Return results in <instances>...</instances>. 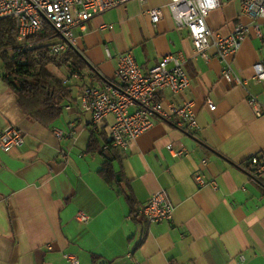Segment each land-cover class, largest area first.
Returning <instances> with one entry per match:
<instances>
[{"label": "crops", "instance_id": "0c3cea01", "mask_svg": "<svg viewBox=\"0 0 264 264\" xmlns=\"http://www.w3.org/2000/svg\"><path fill=\"white\" fill-rule=\"evenodd\" d=\"M219 1L206 20L213 33L227 35L249 22L240 0ZM168 2L131 0L73 29L72 53L84 68L54 67L62 69L56 77L70 94L48 127L18 107L0 57V131L12 124L24 134L23 146L0 151V264H72L68 254L78 264H264V185L244 170L250 158L264 159V113L256 116L247 103L250 94L264 104V81L252 70L264 64V33H251L229 59L246 82L230 85L213 50L208 60L194 56L188 31L174 25ZM158 7L164 17L153 25L147 12ZM126 52L143 73L167 55L186 57L188 88L158 99L164 107L192 102L196 129L185 132L156 118L125 150L104 148L112 118L92 131L80 94L88 86L117 85V55ZM169 146L187 154L175 157ZM107 163L110 182L100 176ZM196 172L217 188L199 187ZM160 190L174 206L173 218L148 224L139 209ZM77 212L89 217L86 224L74 219Z\"/></svg>", "mask_w": 264, "mask_h": 264}, {"label": "built area", "instance_id": "2783aa9c", "mask_svg": "<svg viewBox=\"0 0 264 264\" xmlns=\"http://www.w3.org/2000/svg\"><path fill=\"white\" fill-rule=\"evenodd\" d=\"M129 1L131 0H0V21H13L19 50L45 47L49 54L58 56L76 49L74 28L82 27L90 19ZM240 2L241 14L249 22H239L227 35L213 33L206 22L209 14L220 7L219 0H169L165 5L174 25L187 29L194 56L208 60L209 50H213L222 64L221 77L228 84L236 86H244L246 82L235 75L229 59L238 52L251 33L258 38L264 33V0ZM147 14L153 25L164 17L162 7L150 9ZM47 30L49 33L43 37L27 42L28 38ZM186 63L187 59L181 53L167 55L147 73H143L132 53L118 54L114 73L118 84L88 86L80 94V107L90 114L92 131H98L104 120L111 117L110 146L125 150L130 142L152 128L156 118L172 122L185 132L196 129L192 102L171 103L164 107L158 99L161 93L177 95L188 88L190 80L185 71ZM252 70L255 80L264 81V64L255 63ZM247 103L256 116L264 113V104L253 95H248ZM207 106L210 111L215 110L210 102H207ZM55 135L61 137L62 133L56 131ZM23 144L24 134L18 127L9 124L0 131V151L19 148ZM104 148H109V145ZM168 150L175 157L187 154L184 149L176 151L172 146ZM204 163L203 161L202 164ZM244 170L251 181L264 182V159L257 156L250 158ZM193 179L199 187L217 188L215 181H206L199 172L193 174ZM139 213L148 224L168 222L173 218L174 206L167 192L160 190L150 195L140 207ZM74 219L86 224L89 217L77 212ZM64 257L70 263L78 264L74 255ZM240 260L243 261L244 258L241 256Z\"/></svg>", "mask_w": 264, "mask_h": 264}, {"label": "trees", "instance_id": "16d2710c", "mask_svg": "<svg viewBox=\"0 0 264 264\" xmlns=\"http://www.w3.org/2000/svg\"><path fill=\"white\" fill-rule=\"evenodd\" d=\"M15 33L12 20L0 21V57L4 67L3 78L16 95L21 111L34 121L48 127L60 116L63 102L70 94L64 81L52 75L48 71V66L60 68L63 65H69L68 68L73 67L74 71L80 72L84 68V62L78 54L72 52L53 56L45 47L21 51L17 48ZM46 33L49 31L28 38L27 42L37 40ZM108 145L113 148L110 143ZM100 176L106 182L113 180L109 163L104 166ZM261 184L264 185V182ZM127 200L132 207L131 198L127 197Z\"/></svg>", "mask_w": 264, "mask_h": 264}, {"label": "rangeland", "instance_id": "374dc122", "mask_svg": "<svg viewBox=\"0 0 264 264\" xmlns=\"http://www.w3.org/2000/svg\"><path fill=\"white\" fill-rule=\"evenodd\" d=\"M48 71L52 74V75H55L57 77H62L63 75V71L62 69L58 70V69H55L54 66H48Z\"/></svg>", "mask_w": 264, "mask_h": 264}, {"label": "water", "instance_id": "95a60500", "mask_svg": "<svg viewBox=\"0 0 264 264\" xmlns=\"http://www.w3.org/2000/svg\"><path fill=\"white\" fill-rule=\"evenodd\" d=\"M100 264H102V263H100Z\"/></svg>", "mask_w": 264, "mask_h": 264}]
</instances>
